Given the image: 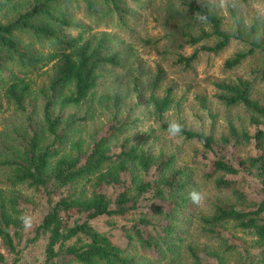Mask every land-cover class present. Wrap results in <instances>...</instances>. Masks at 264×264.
I'll list each match as a JSON object with an SVG mask.
<instances>
[{"label":"trees","instance_id":"trees-1","mask_svg":"<svg viewBox=\"0 0 264 264\" xmlns=\"http://www.w3.org/2000/svg\"><path fill=\"white\" fill-rule=\"evenodd\" d=\"M159 10V53L184 68L235 40L219 14L210 25L195 20L197 0H160ZM132 13L125 0H0V264H18L23 246L41 239L40 264H264V43L224 61L230 73L253 61L244 76L212 82V100L235 112L217 135L179 120L182 139L200 144V177L163 149L176 106L165 69L129 60L133 47L109 31ZM115 68L126 91L101 90ZM196 100L208 113L207 96ZM140 115L157 128L136 140ZM208 186L201 212L188 192ZM29 206L43 213L23 240L18 217ZM102 217L122 223L105 230L94 224Z\"/></svg>","mask_w":264,"mask_h":264},{"label":"rangeland","instance_id":"rangeland-1","mask_svg":"<svg viewBox=\"0 0 264 264\" xmlns=\"http://www.w3.org/2000/svg\"><path fill=\"white\" fill-rule=\"evenodd\" d=\"M125 1L127 6L134 10V13H132L128 20H126V25L124 27H113L109 29V31H112L119 36L121 45L127 48L128 51H130V49L126 44L133 47L132 52L134 57L129 60H135L150 69L154 68L157 64L161 65L165 69L166 75L163 81V87H173V97L176 104V106L167 113L168 117L170 119L181 120L186 125L200 132L208 133L213 131L214 134L217 135L222 128L223 115L235 112L234 110H226L225 108H222L212 100L210 97L213 93L212 82L214 80L232 77L234 75L244 76L247 73L248 68L252 67V64L254 63L253 61H244L243 64L236 68L233 73L223 70L224 61L231 57V54L237 49H244L247 46L246 43L241 44L237 40H234L222 53H200L199 59L193 63L191 67L184 68L181 64L175 63V58L172 55L166 54L162 56L159 53L162 49L164 40L159 39L162 35L158 19V14L160 12V0H142V2L147 3V7L144 10L140 9V2L138 1ZM77 15L81 16V13ZM156 40H159V43H156ZM191 52L192 49L186 50L187 54ZM114 71L113 75L107 77L101 82L102 86L100 89L113 88L118 91L125 92L126 85L125 79H123L124 70L115 68ZM39 80L40 78L37 82H39ZM257 90L259 91L258 95L264 97V83H260ZM199 95L207 96V110L209 111L208 113L214 114L215 126L211 125L206 109L200 107L197 102L196 97ZM94 119V121L102 122L104 117L100 112H96ZM140 119L141 120L137 123L139 127L133 131L136 140L144 138V133L148 134L150 127L157 128L156 123L143 118V115H140ZM157 133L158 130H156L153 134ZM160 138L164 143V151L174 154L178 165L186 166L194 175L199 176L201 174V168L204 166V163L195 155L196 150H201L199 143L184 141L182 138L169 139L167 133H163ZM152 147L154 148L153 150H158L160 148L159 141L157 140L155 145ZM223 153L227 156L229 155V153ZM211 158H213V155H209V159ZM209 159H204V162L208 164ZM208 166L206 167V170ZM204 192L208 195V198L213 194V191L209 188V186L208 192H206L205 189ZM40 200L44 199L40 198ZM207 200L199 206L201 212L205 211ZM28 213L33 216L34 225H36L38 217L43 212L39 209V207L33 208L32 206H29ZM113 222L120 225L122 220L102 217L95 220L94 224L99 228L108 230L111 227L110 223ZM32 235V229H23V240L32 237ZM241 236L246 242L249 241L248 236ZM206 241L207 239L201 238L198 243L200 246H204ZM235 242L239 241L235 240ZM44 243V239H41L35 241L34 243L29 242L27 245L23 246L24 244L22 241L21 246H23V249L21 251L22 253L18 264H40L43 258ZM251 251L254 252V250Z\"/></svg>","mask_w":264,"mask_h":264},{"label":"clouds","instance_id":"clouds-1","mask_svg":"<svg viewBox=\"0 0 264 264\" xmlns=\"http://www.w3.org/2000/svg\"><path fill=\"white\" fill-rule=\"evenodd\" d=\"M201 11L193 14L201 25H210L211 18L219 14L231 39L241 44L264 43V0H197ZM246 39H242L241 37ZM166 133L169 139L183 137L184 125L177 119L167 122ZM207 194L198 188L188 192V199L193 205L201 206L207 200ZM22 226L30 230L34 218L30 214L18 217Z\"/></svg>","mask_w":264,"mask_h":264}]
</instances>
